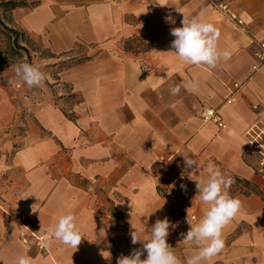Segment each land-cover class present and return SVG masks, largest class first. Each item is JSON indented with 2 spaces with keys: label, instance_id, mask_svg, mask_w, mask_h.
Listing matches in <instances>:
<instances>
[{
  "label": "crops",
  "instance_id": "obj_1",
  "mask_svg": "<svg viewBox=\"0 0 264 264\" xmlns=\"http://www.w3.org/2000/svg\"><path fill=\"white\" fill-rule=\"evenodd\" d=\"M213 2L231 3L245 31ZM27 10L24 33L53 53L71 51L77 42L100 51L54 77L80 99L69 111L44 83L38 101L0 85V264H14L23 254L33 264H112L113 231L98 217L102 197L122 212L131 209L137 221L154 216L166 180L150 170L160 159L184 161L182 154L214 162L247 192L234 195L242 209L223 229V250L204 264H264V180L247 137L252 129L264 130V66L253 72L264 40V0H40ZM184 16L212 22L220 30V50L231 51V58L215 68L181 63L170 33ZM193 80L196 93L183 87ZM235 83L243 88L232 96ZM176 86L180 92L172 95ZM203 108L219 110L227 128L203 124ZM197 205L193 226L208 208ZM14 209L36 234L72 212L81 243L73 249L52 239L38 248L7 215ZM175 239L169 233L167 243L186 262L195 246Z\"/></svg>",
  "mask_w": 264,
  "mask_h": 264
},
{
  "label": "clouds",
  "instance_id": "obj_2",
  "mask_svg": "<svg viewBox=\"0 0 264 264\" xmlns=\"http://www.w3.org/2000/svg\"><path fill=\"white\" fill-rule=\"evenodd\" d=\"M181 24V27L172 28L170 33L174 37L171 47L181 63L215 68L222 59L227 61L231 58V51L220 50L218 46L220 30L212 22L184 16ZM14 72L16 77L29 88L38 87L45 80V74L33 64L18 63L14 66ZM183 87L192 93L199 90L198 82L194 80L187 81ZM179 92L180 86L171 89L172 95ZM261 147L264 148V146ZM182 155L186 169L197 167L195 160L186 154ZM207 171L206 179L198 178L195 181L198 199L201 203L208 205V208L197 224L194 226L190 224L187 233H181L183 243L195 246L193 254L187 258L186 262L181 261L167 243L171 225L165 217L163 220L157 219L151 228L150 236L143 239L140 233L144 232V228L132 225L131 243L133 245L142 243L143 247L134 249L130 255H121L117 259V264H204V262L212 261L223 250L225 246L223 229L241 211L242 202L229 194V189L234 183L231 177L225 176L211 163ZM82 237L77 226V217L72 212H67L61 214L56 223L47 228L44 246H49L50 241L55 239L69 248L77 249ZM145 252L146 259H141ZM14 264H33L32 257L27 254L19 255Z\"/></svg>",
  "mask_w": 264,
  "mask_h": 264
},
{
  "label": "rangeland",
  "instance_id": "obj_3",
  "mask_svg": "<svg viewBox=\"0 0 264 264\" xmlns=\"http://www.w3.org/2000/svg\"><path fill=\"white\" fill-rule=\"evenodd\" d=\"M1 1L2 0H0V2ZM28 1L36 2L37 0ZM43 2H46V0H41V3ZM26 11L28 10H17L12 13L11 27L25 32L23 27L21 26V22L23 19L21 14H24V12ZM5 18L3 17V21L8 24L10 18H8V16H5ZM26 35L29 38L32 37L31 35ZM32 38L31 40L34 42L38 52H32L31 64L39 67L40 70L45 74V80L43 81V83L45 84V90H48L49 92L51 91L56 103L59 104V101L62 102L60 106L64 110L69 111L73 109L75 103L79 102L80 99L77 97H75V99L72 98L73 95L68 84H58L57 80L54 81V79H60L59 74L71 66L90 62V60H92L94 56L99 53L100 46L95 44L88 45L87 43L84 44L83 42H77V46L75 49L57 54L55 52L53 53V51L49 48L44 47L45 45H42L39 41H37V38ZM0 48L1 50H5L6 47L3 42L0 43ZM28 48L30 49L31 47L28 46ZM30 50H32V48ZM23 62H27L26 58L23 59ZM48 75L49 78L47 77ZM0 85L11 87L12 90L19 93L24 92L26 96L31 95L35 101H38V97H35L36 94H43V89L41 87L38 86L29 88L20 78L16 77L14 66H7L0 73ZM117 156H119V154H117ZM191 158L196 161V168L186 169L184 166V161H177L176 159L169 160L168 158L162 160L160 159L159 162L153 164L152 169L150 170L151 174L156 177L162 176L164 180H166V182L162 183V187L158 188L160 205L162 207L160 206V210L152 217L144 216L142 219H139L137 221L136 218L133 217L134 213L131 209L127 211L124 210V212H122L119 209L120 205H117L116 207V202H114L113 199H109V201L114 203V206L106 203L104 196L102 197L100 204L102 208L100 209L98 217L105 220L107 225H110V228L113 231L114 255L112 264H117V259L121 255H130L134 249H139V247H141V243H137L135 245L131 243L130 233L131 231H133L132 225L134 227L144 228V232L140 233L141 238L143 239L147 236H150L151 228L155 224L157 219L163 220L165 217H167L171 225L169 233L173 234L176 237L175 240L177 241V244H184L182 242L183 238L181 236V233L186 234L190 228V224L195 223L198 219V214H200V210L197 205L200 202L197 196L198 190L196 188L195 180L201 178V171L204 172L203 164L207 167L210 163L216 166L214 162H210L207 160H198L199 158ZM223 174L225 176H229L227 173L223 172ZM203 176L206 179L208 176V171H205ZM231 178L234 180V177ZM241 187L242 186L233 183L229 189V194L233 197L239 192L243 195L247 194V192ZM98 189L103 191L100 188ZM184 192H186L188 196L187 198L183 196ZM114 197L116 198V196ZM170 207L171 209H169ZM121 208H124V206H122ZM163 215L166 216L161 219ZM167 238H169V235ZM141 258H143V255L141 256ZM220 260L221 259H217L214 261H216V264H223L220 263Z\"/></svg>",
  "mask_w": 264,
  "mask_h": 264
},
{
  "label": "built area",
  "instance_id": "obj_4",
  "mask_svg": "<svg viewBox=\"0 0 264 264\" xmlns=\"http://www.w3.org/2000/svg\"><path fill=\"white\" fill-rule=\"evenodd\" d=\"M213 6L220 11L229 21L234 23L237 27H239L242 31H245L244 21L239 17L236 10L233 8L232 4L229 2H213ZM255 61L256 64L253 66V72H257L260 70L262 66H264V40L258 44L257 51L255 53ZM243 85L235 83L233 85L232 96L236 95L241 89ZM232 96L226 101V104L230 105L232 103ZM200 118L203 124H213L218 130H225L227 128L225 122L223 121L219 110L214 108H203L200 113ZM247 137L249 139V144L252 146L254 151L259 156V167H258V175L261 179L264 180V130L263 132L260 130H250L247 133ZM183 196L187 198L186 192L183 193ZM0 210H3L2 205L0 204ZM7 215L19 226L23 227L25 231L30 233L36 240L38 246L40 248L44 247L45 244V236L46 234H36L32 232L28 226L27 216L19 209H14L12 211H6Z\"/></svg>",
  "mask_w": 264,
  "mask_h": 264
},
{
  "label": "trees",
  "instance_id": "obj_5",
  "mask_svg": "<svg viewBox=\"0 0 264 264\" xmlns=\"http://www.w3.org/2000/svg\"><path fill=\"white\" fill-rule=\"evenodd\" d=\"M39 4L40 0L36 2L28 0H2L0 2V43L3 42L6 47L5 50H1L0 48V73L7 66H15L18 63H32V52H38L36 46L24 32L11 27V17L12 13L18 9H34L39 6ZM5 16L10 18L8 24L3 21V17L5 18ZM28 46H30L32 50H30L31 48L29 49ZM24 58H26L27 62H23ZM240 182L234 179V183L241 184ZM243 184L246 185V183ZM143 256L146 257L147 253L145 252Z\"/></svg>",
  "mask_w": 264,
  "mask_h": 264
}]
</instances>
